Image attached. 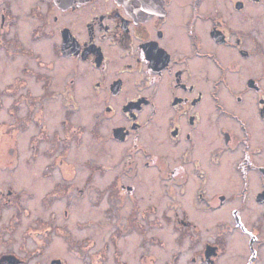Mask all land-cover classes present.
I'll use <instances>...</instances> for the list:
<instances>
[{
  "label": "flooded vegetation",
  "instance_id": "obj_1",
  "mask_svg": "<svg viewBox=\"0 0 264 264\" xmlns=\"http://www.w3.org/2000/svg\"><path fill=\"white\" fill-rule=\"evenodd\" d=\"M19 24L38 25L26 30L33 42L47 37L46 54L21 38ZM0 37L17 42L0 43V53L28 58L22 73L43 84L42 92L24 97L47 106L45 113L49 102L62 103L53 124L42 123L40 114L34 118L47 148L61 154L45 164V173L59 166L64 181L80 173L82 166L69 168L62 155L89 132L93 159L85 181L79 187L57 182L46 194L47 209L77 189L76 198L67 199L66 217L94 189V203L107 196L105 215L121 230L144 227L154 215L157 228L171 224L177 241L190 237L196 264H218L227 250L224 234L202 243L195 237L202 230L196 216L228 212L234 223L220 220L215 227L248 235L246 264H264V0H0ZM34 60L37 67L29 64ZM12 113L14 128L30 125ZM85 114L89 120L77 122ZM3 129L0 138L9 137ZM33 192V186L0 181V264H30L46 252L49 239L37 247L15 239L17 223L33 212L24 198ZM245 217H254L252 224L246 220L251 227ZM32 232L27 228L25 237ZM117 249L112 264H131ZM92 254L82 255L86 264L110 258L107 251ZM48 258L36 264H69ZM138 262L154 264L144 252Z\"/></svg>",
  "mask_w": 264,
  "mask_h": 264
},
{
  "label": "rangeland",
  "instance_id": "obj_2",
  "mask_svg": "<svg viewBox=\"0 0 264 264\" xmlns=\"http://www.w3.org/2000/svg\"><path fill=\"white\" fill-rule=\"evenodd\" d=\"M28 26L32 29L38 25L20 26L19 24L18 27L22 29L21 38L27 39L28 37V43L33 45L32 48L37 54L41 56L44 53L46 54L47 37L44 35L36 36V38L40 37L41 39L33 42L30 38L32 35L28 34V30H26ZM0 43L3 46L17 44V42L4 39V37H0ZM0 54V102H2L0 104V129H8L10 134L9 137L5 138L3 135L0 138V181L2 184L9 183L15 188L24 186H33L34 188L32 195L24 197L30 200L33 212L19 220L18 226L16 225L18 231L15 234V239L17 242L26 239L28 242H33V245H36L35 247L40 246L41 243L47 242L49 239V244L45 246V254H42L43 256L39 259L38 255H35L30 264H36L37 261L47 263L48 257L56 256L66 258L69 264H86L82 255L90 254L93 258L92 253L100 250L101 252L105 251V254L107 251L110 256L102 263L112 264L110 259L113 258L115 248L123 252V254H120V258L129 259L131 264H140L138 259L142 252L147 253L153 259L154 264H172L174 254L177 255V258L179 257V262H174L175 264H196L190 260L193 255L192 250L189 248L190 237L182 235L179 237L180 240L177 241V233L170 226L171 224L164 228H157L154 215L147 217L145 222L143 221L144 227L132 228L128 232L123 231L118 228L119 222L114 221L115 217L105 215L106 209L103 210V208L108 205L107 196L98 197L97 204L94 203L93 200L97 197L94 189L89 191L86 196L79 198L78 203H73L66 217H64L63 211L67 199L68 197L76 198L77 189L72 190L67 197H62L59 200L53 199L52 207L47 209V202L45 201L47 192L57 182L64 181L66 178L65 173L59 166L52 170L51 175L45 173L47 172L45 164L54 159L56 160L61 154L53 156L54 154L47 148V140L42 141L45 132L42 131V127L36 124L34 118L40 114L43 115L42 123L46 124L45 120L47 119L50 122L49 125L53 124L54 119L62 117V103L49 102L51 104L47 113H45L47 106L43 109L40 103H30V99H26L24 94L27 92L30 94L42 92L43 84L37 80V77L22 73V66L28 58L24 56L11 58L3 52ZM29 64L37 67L35 60L30 61ZM19 76L24 77V83L18 80ZM12 110L17 111L20 119L30 121V125L27 128L24 126L14 128L13 123L16 122V117ZM89 118L90 115H81L77 122L88 121ZM61 134L64 135L62 132ZM83 134L85 137L83 136L84 139L81 143L74 142L71 144L68 157L65 158L62 155L64 160L68 162L69 168H73V165L76 167V163L82 166L80 173L76 175L68 174L67 176L71 179L64 181L68 185L74 183L78 187L82 186L88 173L87 160L93 159L92 147L87 136L89 132L86 131ZM33 141H39L40 146L34 148ZM8 163H16V165H9ZM72 170L74 171V169ZM113 170L116 171V169ZM108 178H110V174L99 179L98 183L104 184ZM150 186L149 184V189ZM149 203L150 201H143L142 205ZM12 211L13 209L5 211L3 216L5 222ZM199 215L196 217L201 222L202 230L195 234V237L200 236L202 238L201 243L208 239H214L216 235L220 237L224 234L227 237V250L218 264H246L249 261L248 259L251 256L248 243L250 237L244 233H239L236 229L234 231H228V229L222 231L223 229L220 230L219 225L218 228L215 227V223L220 220L234 223L233 217L228 212L223 214L212 212ZM244 220L251 227L254 217H245ZM57 225H65L66 227H57ZM29 227L35 232L28 233L29 236L25 237V231ZM47 228H50L48 233ZM94 241L97 242L96 245L93 244ZM86 259L89 260V257H86Z\"/></svg>",
  "mask_w": 264,
  "mask_h": 264
}]
</instances>
